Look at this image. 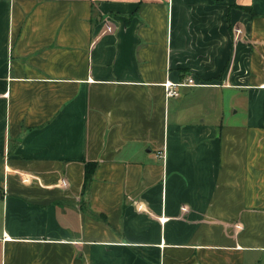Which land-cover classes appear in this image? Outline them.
<instances>
[{"label":"crops","instance_id":"1","mask_svg":"<svg viewBox=\"0 0 264 264\" xmlns=\"http://www.w3.org/2000/svg\"><path fill=\"white\" fill-rule=\"evenodd\" d=\"M0 264H264V0H0Z\"/></svg>","mask_w":264,"mask_h":264},{"label":"built area","instance_id":"2","mask_svg":"<svg viewBox=\"0 0 264 264\" xmlns=\"http://www.w3.org/2000/svg\"><path fill=\"white\" fill-rule=\"evenodd\" d=\"M196 85H199V84L196 83L194 78H187L179 82H173V81L167 80V82H165L164 84L166 97L175 98L179 95V90L181 87L196 86Z\"/></svg>","mask_w":264,"mask_h":264},{"label":"trees","instance_id":"3","mask_svg":"<svg viewBox=\"0 0 264 264\" xmlns=\"http://www.w3.org/2000/svg\"><path fill=\"white\" fill-rule=\"evenodd\" d=\"M97 168L96 163H87L85 167V189H88Z\"/></svg>","mask_w":264,"mask_h":264}]
</instances>
